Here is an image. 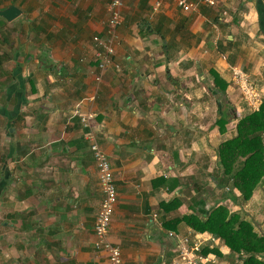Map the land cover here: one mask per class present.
<instances>
[{"label":"crops","instance_id":"1","mask_svg":"<svg viewBox=\"0 0 264 264\" xmlns=\"http://www.w3.org/2000/svg\"><path fill=\"white\" fill-rule=\"evenodd\" d=\"M111 1L0 0V11H22L13 21L0 15V264H107L94 232L104 194L77 110L95 113L94 133L112 163L118 203L110 240L126 264H173L176 245L158 224L199 233L180 221L198 212L199 199L206 212L211 200L240 205L218 196L215 177L224 175L216 150L248 109L236 66L253 88L262 82L257 104L264 100L258 0H222L189 13L174 3L155 11L157 0H124L120 68L102 72L93 37L104 36ZM215 32L228 46L220 57L208 51ZM214 74L235 101L224 133L216 121L228 108ZM198 114L215 119L198 125ZM211 132L218 144L209 159Z\"/></svg>","mask_w":264,"mask_h":264},{"label":"trees","instance_id":"2","mask_svg":"<svg viewBox=\"0 0 264 264\" xmlns=\"http://www.w3.org/2000/svg\"><path fill=\"white\" fill-rule=\"evenodd\" d=\"M257 4L261 29L264 31L262 1L258 0ZM214 77L220 85L218 91L225 92L227 85L219 80L217 74H214ZM231 116L233 113L229 110L226 113L221 111V118L216 121L221 133L226 131V124ZM216 151L218 164L224 175V178L215 177L216 185L222 190L225 199L245 203L264 179V100L258 109L238 118L236 135L222 142ZM228 185H231L230 190L226 189ZM235 189L240 192V196L234 192ZM175 202L173 200L168 206L164 205L165 210L172 209L171 205ZM205 202L199 199L198 212L185 215L180 221L196 232L211 233L228 246L230 251L224 254L219 246L211 247L208 244L202 248V252L205 255L214 253L224 264H232L235 261L237 264H264V235L257 232L256 224L243 218L239 212H231L226 205L214 206L206 212ZM164 225L165 228L171 229L166 223Z\"/></svg>","mask_w":264,"mask_h":264},{"label":"built area","instance_id":"3","mask_svg":"<svg viewBox=\"0 0 264 264\" xmlns=\"http://www.w3.org/2000/svg\"><path fill=\"white\" fill-rule=\"evenodd\" d=\"M221 1L222 0H157L153 9L159 11L165 2H169L176 4L181 10L189 13L198 11L203 6L218 7ZM123 8L124 0H112L108 8L110 15L107 20L108 25L104 36L95 35L93 37L95 61L97 67L102 72L113 66L118 69L120 68L119 64L115 62V55L116 44L120 40L119 28L123 23ZM222 13L226 15L227 11L225 10ZM234 77L238 81L240 89L243 83L245 86L250 83L248 75L242 69L235 67ZM246 88L253 90L252 86ZM245 96L248 99L246 94ZM256 100L257 99H255V101ZM253 102L254 101L250 102L251 106L255 104ZM74 114L80 116L84 126L90 129V131L85 134V138L90 144L94 160L98 167L100 186L104 194L100 211L94 225V232L97 238L95 242L96 249H103L106 252L107 264H126L121 247L112 243L110 240V226L112 216L114 215L118 203V189L110 158L99 143L98 137L94 133L92 127L96 115L95 113L81 115L78 110L75 111ZM239 116L240 114H238V117ZM226 189L228 190V188ZM158 225L176 245V257L173 260V264H224L214 253L205 255L202 252V248L208 245L211 240H214V236L195 232L180 234L177 231L166 229L163 222H159ZM210 246L213 247V245ZM94 264H101V262L96 261Z\"/></svg>","mask_w":264,"mask_h":264},{"label":"rangeland","instance_id":"4","mask_svg":"<svg viewBox=\"0 0 264 264\" xmlns=\"http://www.w3.org/2000/svg\"><path fill=\"white\" fill-rule=\"evenodd\" d=\"M1 17V16H0ZM21 18V17H20ZM19 18V19H20ZM215 34H216V36H215V38L214 39H216V41L215 42H213L212 41V43H211V46H209V49H208V51L209 52H211V54H215V56L217 57V55H218V57H220L221 56V53H225V51L226 50H228V46L224 49L223 47H220V45H221V43H223V41H225L226 39H221L220 38V35L219 36H217V32H215ZM224 45V44H223ZM217 46V47H216ZM1 47H4L3 46V44H2V42H1V40H0V48ZM219 47V48H218ZM212 48H214L213 50H212ZM221 53H220V52ZM224 56V58H227V56L226 55H223ZM237 68H239V66H236ZM239 69H241V68H239ZM233 73H234V71H233ZM236 79V78H235ZM236 82H238L237 80H236ZM258 84V86L256 87V89L255 88H253V90H250V89H247L246 87H251L252 86V84H251V82L249 83V85H246L245 86V84L243 83L242 84V86H241V92L243 93H245L246 95H247V97H248V99L246 98V100L248 101V102H252V101H254L253 103H255V104H253L254 105V107L253 108H256V107H260V105H261V103H262V100L260 99V102H258V104H257V101H258V96H259V90L261 91V89L263 88V84H262V82H260V83H257ZM254 85V84H253ZM246 88V89H245ZM258 88V89H257ZM261 93V92H260ZM222 94V102H223V106L224 107H227L228 108V110L230 111V112H232V108L234 107V100H230L229 99V96L226 94V92L225 93H221ZM244 94V95H245ZM257 98H256V97ZM246 97V96H245ZM261 98V97H260ZM212 99H214V98H212ZM255 99H257L256 101H255ZM236 100H238V99H236ZM245 100V103H246V105H247V110H246V108H245V114L247 115V114H250V113H252V108H251V105H249L248 104V102ZM234 101V102H233ZM255 110V109H254ZM243 109L240 107H238V108H236V114H240L241 112L243 113ZM213 113V111H211V114ZM233 113V112H232ZM234 114V113H233ZM199 115V114H198ZM210 114H208V115H205L204 117H202V116H198V119H197V121H195L196 123H198V125H201V124H204V125H207V119L209 118V117H211V119L214 121V119H215V117H212V116H209ZM217 116V115H216ZM212 133V136L209 134V137L212 139V142H211V144H210V146L212 145L213 146V148H211V147H209V159H212V157L214 156V151H212L213 149H215V147H216V144H218V141H216L215 139H216V135L213 133V132H211ZM217 135H219V134H217ZM210 138H207L208 140L210 139ZM220 143V142H219ZM198 149V148H197ZM211 151V152H210ZM200 152V150H198V151H196L195 153H199ZM196 158H198L197 156H196ZM209 159H208V161H209ZM207 161V162H208ZM200 164H202V162H200ZM209 169V171L211 170V168H209V167H206V169ZM208 170H206V173H210ZM201 173H203V172H201ZM201 178V177H200ZM216 187L219 189V187L216 185ZM215 187V189H217ZM228 188V190H230L231 189V187H227ZM217 189V190H218ZM216 193L213 191L212 192V195H211V198H216L217 196L215 195ZM200 195V194H199ZM218 196H221L222 197V191H220L219 192V195ZM195 201H196V199H194ZM6 201H7V199L5 200V201H3V203L5 202V207L6 206H8V204L6 203ZM207 202V201H206ZM210 202V201H209ZM211 202L213 203V204H211L210 203V210L214 207V206H216V205H226L227 207H229V209H230V211H237V213L239 212L242 216H243V218H245V219H247L248 221H250V222H252L256 227H255V229L257 230V232H260L259 230H258V227H257V224H260L262 227H263V229H264V179H263V181L258 185V187L255 189V191L253 192V195H252V197L248 200V201H246L245 203H243V204H241L240 202H239V204L240 205H237V204H235V205H230V204H226L227 202H224V203H222L220 200H211ZM96 240H97V238H96ZM212 242L209 244V245H214L215 247L218 245V244H216V243H218L219 242V240H216V238L214 237V240H211ZM215 241V242H214ZM221 249L223 250H226V248H225V246H221ZM223 250V251H224ZM221 262V261H220ZM230 262H231V260H230ZM236 262V261H235ZM232 263V264H237V263ZM242 262V261H241Z\"/></svg>","mask_w":264,"mask_h":264},{"label":"water","instance_id":"5","mask_svg":"<svg viewBox=\"0 0 264 264\" xmlns=\"http://www.w3.org/2000/svg\"><path fill=\"white\" fill-rule=\"evenodd\" d=\"M22 11L17 6H10L2 11H0V14L4 16L8 21H13L14 19L18 18L19 15H21ZM258 230L260 233L264 235V229L260 224H257Z\"/></svg>","mask_w":264,"mask_h":264},{"label":"clouds","instance_id":"6","mask_svg":"<svg viewBox=\"0 0 264 264\" xmlns=\"http://www.w3.org/2000/svg\"><path fill=\"white\" fill-rule=\"evenodd\" d=\"M1 11H2V10H1ZM0 15H1V14H0ZM3 17H4V16H3ZM258 108H259V107H258ZM258 108H257V109H258ZM261 234H262V233H261Z\"/></svg>","mask_w":264,"mask_h":264}]
</instances>
